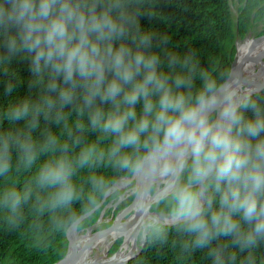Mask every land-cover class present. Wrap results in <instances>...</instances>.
<instances>
[{
  "label": "clouds",
  "instance_id": "clouds-1",
  "mask_svg": "<svg viewBox=\"0 0 264 264\" xmlns=\"http://www.w3.org/2000/svg\"><path fill=\"white\" fill-rule=\"evenodd\" d=\"M144 4L0 0V178L31 173L0 189V208L15 226L35 197L67 234L128 189L141 240L174 230L182 254L264 264V85L244 91L194 53L162 55ZM100 167L114 175L93 172L85 195L79 173Z\"/></svg>",
  "mask_w": 264,
  "mask_h": 264
},
{
  "label": "trees",
  "instance_id": "trees-1",
  "mask_svg": "<svg viewBox=\"0 0 264 264\" xmlns=\"http://www.w3.org/2000/svg\"><path fill=\"white\" fill-rule=\"evenodd\" d=\"M238 1V29L240 38H244L252 23L264 20V0ZM143 10L149 12L152 19H142V28L152 32L158 41L164 38L168 40V44L161 49L162 55L169 52L181 56L194 53L202 66L212 70L213 75L217 72L230 73L236 54V22L230 0H145ZM260 34L264 35V28ZM261 44L262 42L257 50L262 48ZM13 72L17 79L26 77L27 65L14 62ZM255 80H259L258 77ZM249 82L252 80L247 79L244 85L248 87ZM263 84L264 78L256 85ZM3 86V83H0V92ZM25 90L26 88L21 86L20 94L23 95ZM93 172L109 177L114 175L108 167L82 170L77 182L84 187L85 195L90 190L87 179ZM30 176V172H14L8 178H0V189L11 186L20 188ZM123 183L128 184L129 189L135 184L128 178L124 179ZM127 190L120 189L109 196L99 211L78 229L93 224L104 206L116 201ZM34 199L35 197L23 206V215L15 226H9L6 220L8 214L0 208V264H54L66 255L73 229L66 234L63 228H57L54 214L50 211H36L33 206ZM79 206L77 204L74 207L78 210ZM160 208L163 209V205H160ZM182 239L186 238L171 230L166 244L146 241L142 251L123 264H210L204 252L198 251L190 256L182 254ZM122 241V238L118 239L112 245V250L116 251Z\"/></svg>",
  "mask_w": 264,
  "mask_h": 264
},
{
  "label": "water",
  "instance_id": "water-1",
  "mask_svg": "<svg viewBox=\"0 0 264 264\" xmlns=\"http://www.w3.org/2000/svg\"><path fill=\"white\" fill-rule=\"evenodd\" d=\"M245 2H246V0H245ZM230 5H231V10H232V12H233V14L235 16V22H236V38H235L236 54H235V57H234L233 62H232V67H231L230 73L233 72V71L234 72L236 71L235 74L237 76V83L238 82L246 83L247 82V70L249 68V59H248V55L246 53L243 56V58L240 59V63L237 64V61H238V42L241 41V40H248L249 43L250 42L256 43V42H259L262 39H264V35H261V36H259L257 38H254L252 30H251V27H252V24H253L252 23L249 26L247 35L244 38H240L239 29H238V27H239L238 26V23H239V21H238L239 10L233 8V6H234L233 0H230ZM249 49H250V46H249ZM251 90H249V91H251ZM128 179L129 180H133L130 177ZM133 181L135 182L133 187H135L137 182L135 180H133ZM128 192H129V190L127 192H125L124 194H122L119 197V199L123 198L126 194H128ZM135 202L136 201H135V198H134L132 203L129 204L123 212H121L119 215H117L115 220H114V222L109 227H107L105 229H100V230L92 232L93 229L100 222V219L102 217L104 209L102 210V213L99 216V218L93 224H91L90 226H88L86 228H83V229H73V233H72V235L70 237V240H69V245H68V250H67L66 255L62 259H60L59 261H57L54 264H78V263H81V264H123L126 261L136 257L142 251V249L145 246L147 240H140V247L136 251L133 249L131 251V253L129 254V256L126 257V258L119 259V260H95L93 262L91 261V262H88V263H86V261H85L86 258H87V255H88V253H89V251L91 249V247L94 244V241L98 237H100L101 235H104L106 233H109V232H111L114 229L121 228V227L130 228V227H134L137 224V221L139 220V217L137 215H135L134 217H131V218L123 221L122 223H118L119 220H121V217L128 211V209L130 207L133 206V204ZM81 235L86 237L85 244L83 245L82 248L76 250L75 242H76L77 238L80 237ZM137 237H138L137 236V230H135V231H133V236H132L133 247L136 244ZM124 240H125V238H124ZM123 242H122V244H123ZM121 245H120V247H121Z\"/></svg>",
  "mask_w": 264,
  "mask_h": 264
},
{
  "label": "bare ground",
  "instance_id": "bare-ground-1",
  "mask_svg": "<svg viewBox=\"0 0 264 264\" xmlns=\"http://www.w3.org/2000/svg\"><path fill=\"white\" fill-rule=\"evenodd\" d=\"M241 1V0H240ZM253 18V17H252ZM253 21V20H252ZM261 49L257 50V47L259 43H261ZM250 46V49H249ZM248 51V52H247ZM247 53L248 59H249V68L247 70V79H251L252 82H249V89L247 85H244V83L238 82L241 89L244 91H249L253 89V87L261 81V79L264 78V39H262L259 42H256L253 44L252 42L249 43L248 40H241L238 42V61L237 64L240 63V59L243 58V56ZM239 69V68H238ZM236 72V71H235ZM258 77L259 80H255ZM244 85V87H243ZM127 197V196H126ZM120 201V200H119ZM127 212H131L129 215V218L134 217L137 215L140 218L138 208L136 206V202L133 204L132 207L128 209ZM127 217V219H129ZM123 220H119L118 223H122ZM136 229L134 227H121L112 230L109 233H106L104 235H101L98 237L95 241L93 246L91 247L87 258L86 263L93 262L95 260H119L123 259L129 256L131 251L134 249L135 251L140 247V243L136 240V244L133 247V231ZM126 234V239L124 240V245L122 248L120 247L116 252L109 253L108 247L111 246V244L116 241L121 235ZM85 236H80L77 238L75 242V248L76 250L83 247L85 244ZM141 240V239H140ZM81 264V263H78Z\"/></svg>",
  "mask_w": 264,
  "mask_h": 264
},
{
  "label": "rangeland",
  "instance_id": "rangeland-1",
  "mask_svg": "<svg viewBox=\"0 0 264 264\" xmlns=\"http://www.w3.org/2000/svg\"><path fill=\"white\" fill-rule=\"evenodd\" d=\"M234 9H238V7L240 6V3L238 0H233ZM264 28V20L260 21L259 23H253L251 30L253 33L254 38H257L259 36H261L260 32L263 30ZM127 196V197H126ZM121 199H117L116 201L110 202L108 204H106L104 206V212L102 214V217L100 219V222L97 224V226L93 229L92 232L100 230V229H105L107 227H109L115 220L116 216L119 215L121 212H123L126 207L132 203L134 197L131 195H126ZM120 200V201H119ZM102 213V212H101ZM131 214V212H126L122 217L121 220L125 221L127 220V217L129 218V215ZM101 215V214H100ZM82 236V235H81ZM124 241V238L126 239V234L121 235ZM121 236L119 237V239L121 238ZM118 240V239H117ZM116 240V241H117ZM114 241L110 247H108L109 253H114L116 252L115 250H112V245L116 242ZM138 241L140 243V238H138ZM125 242V241H124ZM121 245L122 246L124 245Z\"/></svg>",
  "mask_w": 264,
  "mask_h": 264
}]
</instances>
